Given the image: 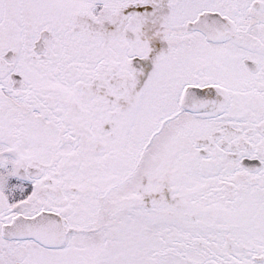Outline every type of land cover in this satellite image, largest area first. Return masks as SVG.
<instances>
[{
    "label": "snow or ice",
    "instance_id": "obj_1",
    "mask_svg": "<svg viewBox=\"0 0 264 264\" xmlns=\"http://www.w3.org/2000/svg\"><path fill=\"white\" fill-rule=\"evenodd\" d=\"M0 264H264V0H0Z\"/></svg>",
    "mask_w": 264,
    "mask_h": 264
}]
</instances>
